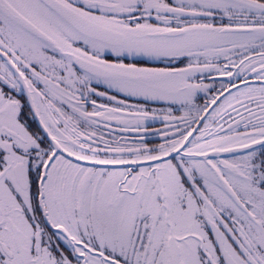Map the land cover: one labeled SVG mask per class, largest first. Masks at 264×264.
Instances as JSON below:
<instances>
[{
  "label": "snow or ice",
  "instance_id": "6c2138e0",
  "mask_svg": "<svg viewBox=\"0 0 264 264\" xmlns=\"http://www.w3.org/2000/svg\"><path fill=\"white\" fill-rule=\"evenodd\" d=\"M0 264H264V0H0Z\"/></svg>",
  "mask_w": 264,
  "mask_h": 264
}]
</instances>
